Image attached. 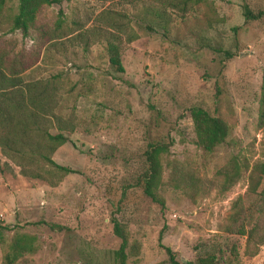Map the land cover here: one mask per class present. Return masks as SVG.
<instances>
[{"label": "rangeland", "instance_id": "1", "mask_svg": "<svg viewBox=\"0 0 264 264\" xmlns=\"http://www.w3.org/2000/svg\"><path fill=\"white\" fill-rule=\"evenodd\" d=\"M178 1L41 5L35 24L54 31V39L40 47L35 64L21 75L24 80L59 75L62 92L55 112L73 115L75 126L51 157L75 172L51 186L20 175L0 151V264L19 237L29 250L10 264H116L119 239L111 217L127 233L126 264L163 261L162 246L180 264L210 253L217 264H264V244L249 255L245 236L222 230L236 195L245 204L255 198L245 190L247 171L242 169L223 192L213 186L186 195L169 185L165 165L166 159L181 162L206 180L215 178L233 155L249 163L264 160V126L257 119L264 0ZM17 4L5 0L0 17V50L8 56L36 47L35 30L24 39L9 30ZM243 5L261 11L260 17L245 21ZM114 23L123 30L108 27ZM107 28L120 37V72L108 63L103 42L93 41L92 30L102 34ZM75 34L87 38V44ZM192 106L229 126L224 141L210 151L196 143ZM157 140L170 141L158 188L163 207L135 184L146 143Z\"/></svg>", "mask_w": 264, "mask_h": 264}, {"label": "trees", "instance_id": "2", "mask_svg": "<svg viewBox=\"0 0 264 264\" xmlns=\"http://www.w3.org/2000/svg\"><path fill=\"white\" fill-rule=\"evenodd\" d=\"M4 1L0 0V17ZM56 0H18L17 11L11 18L10 31H17L21 39L30 36L31 30L35 48L29 52L18 51L8 56L0 50V151L24 177L42 179L54 186L65 174L75 172L70 167L56 163L51 155L68 140L65 132H71L75 123L73 115L63 117L55 112L62 87L59 75L52 74L46 78L24 80L22 72L35 64L38 51L46 42L54 39V31H46L35 23L37 13L43 4ZM189 1L179 0L183 5ZM180 5V9L183 7ZM261 11L253 13L246 5L242 7L245 21L259 18ZM122 29V24H111L108 27ZM107 28L105 33L92 30L93 41L103 42L107 61L116 71H122L119 60V35ZM123 30V29H122ZM129 29H127L128 31ZM131 30V29H130ZM126 31V32H127ZM71 37L72 35H69ZM131 31L126 39H131ZM87 44V38L75 34ZM83 39V40H82ZM192 129L196 143L206 151L212 150L224 141L229 133V126L217 116L210 115L205 109L192 106L189 109ZM257 119L264 126V53L261 67V82L258 97ZM170 141L157 140L147 142L142 152L143 167L135 180L142 193L163 207V199L158 194L162 184L163 156L166 154ZM168 183L186 195H194L199 190L205 191L215 186L218 192L228 189L239 177L241 170L247 171L246 188L248 194L255 198L245 204L242 195H236L230 203L229 213L222 230L230 234L245 236L247 254L256 253L259 245L264 244V160L251 163L246 158L231 156L215 173V178L203 180L195 175L191 168L178 161H168ZM9 168V165H6ZM219 179L218 182L216 180ZM112 233L119 239L118 247L113 251L116 264H126L128 244L127 233L123 223L111 217ZM60 230V225L48 224ZM166 259L153 264H180L174 252L167 246L161 247ZM10 252L3 255V264H10L23 251L29 250L25 238H15L9 245ZM135 250L134 248H131ZM136 253V250L134 254ZM185 264H217L213 253L197 256L194 261Z\"/></svg>", "mask_w": 264, "mask_h": 264}]
</instances>
